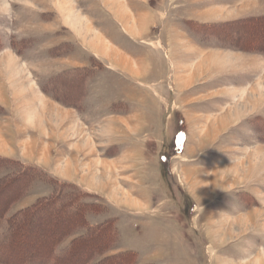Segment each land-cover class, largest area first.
I'll return each mask as SVG.
<instances>
[{
  "label": "rangeland",
  "instance_id": "rangeland-1",
  "mask_svg": "<svg viewBox=\"0 0 264 264\" xmlns=\"http://www.w3.org/2000/svg\"><path fill=\"white\" fill-rule=\"evenodd\" d=\"M253 15L264 0H0V157L45 176L10 213L53 179L112 220L103 256L264 264V52L225 23Z\"/></svg>",
  "mask_w": 264,
  "mask_h": 264
},
{
  "label": "trees",
  "instance_id": "trees-1",
  "mask_svg": "<svg viewBox=\"0 0 264 264\" xmlns=\"http://www.w3.org/2000/svg\"><path fill=\"white\" fill-rule=\"evenodd\" d=\"M225 23L228 26L237 24L243 29V36L236 34L231 38L233 48L264 52V40L256 41L252 36L246 35V29H256L257 26V36L264 35V15H253ZM234 31L236 33L238 30L234 28ZM167 159L166 155L161 156L163 165H167ZM38 179L45 180V176L36 167L0 157V264L133 262V253L130 252L103 256L114 240L113 222L106 220L101 224L91 225L87 214L97 211L95 205L83 200L82 191L70 194L67 183H55L50 179L53 186L50 194L10 213L12 206L28 194L32 183ZM81 229L85 232L76 233ZM71 236L69 244L61 247Z\"/></svg>",
  "mask_w": 264,
  "mask_h": 264
}]
</instances>
